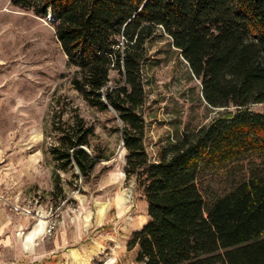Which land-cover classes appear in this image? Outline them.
<instances>
[{
  "label": "trees",
  "instance_id": "obj_1",
  "mask_svg": "<svg viewBox=\"0 0 264 264\" xmlns=\"http://www.w3.org/2000/svg\"><path fill=\"white\" fill-rule=\"evenodd\" d=\"M51 15L71 82L91 106L112 109L126 149L123 171L147 202L131 234L140 264H264V0H10ZM167 39L218 110L209 123L146 147L144 70ZM112 73L116 77L112 78ZM112 83V84H111ZM49 153L89 182L109 156L76 110L53 120ZM55 187L60 188L59 177Z\"/></svg>",
  "mask_w": 264,
  "mask_h": 264
},
{
  "label": "rangeland",
  "instance_id": "obj_2",
  "mask_svg": "<svg viewBox=\"0 0 264 264\" xmlns=\"http://www.w3.org/2000/svg\"><path fill=\"white\" fill-rule=\"evenodd\" d=\"M52 23L51 15L0 0V264H140L127 242L148 220L147 202L123 171L121 123L74 89L76 68ZM152 56L142 111L154 156L169 138L219 111L207 106L200 81L167 39L154 44ZM251 109L264 113V103ZM74 110L94 125L92 145L109 156L89 182L60 170L49 153L53 120L71 119Z\"/></svg>",
  "mask_w": 264,
  "mask_h": 264
}]
</instances>
